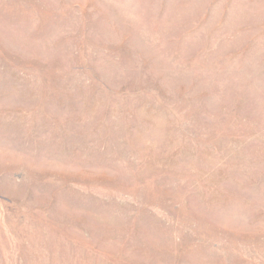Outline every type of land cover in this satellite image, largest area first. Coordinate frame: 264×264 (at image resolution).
<instances>
[{
    "label": "rangeland",
    "instance_id": "rangeland-1",
    "mask_svg": "<svg viewBox=\"0 0 264 264\" xmlns=\"http://www.w3.org/2000/svg\"><path fill=\"white\" fill-rule=\"evenodd\" d=\"M0 264H264V0H0Z\"/></svg>",
    "mask_w": 264,
    "mask_h": 264
}]
</instances>
